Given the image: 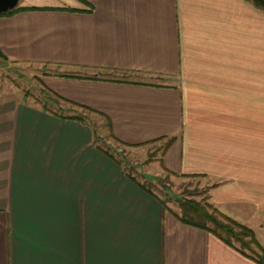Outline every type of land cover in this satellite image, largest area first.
Returning a JSON list of instances; mask_svg holds the SVG:
<instances>
[{"label":"crops","instance_id":"crops-1","mask_svg":"<svg viewBox=\"0 0 264 264\" xmlns=\"http://www.w3.org/2000/svg\"><path fill=\"white\" fill-rule=\"evenodd\" d=\"M28 5L41 8L0 14V73L3 61L44 66L33 74L48 99L0 77V264H262L179 218L155 178L101 149L97 124L118 143L154 146L148 172L202 176L206 201L252 228L261 251L264 10L250 0Z\"/></svg>","mask_w":264,"mask_h":264},{"label":"rangeland","instance_id":"rangeland-1","mask_svg":"<svg viewBox=\"0 0 264 264\" xmlns=\"http://www.w3.org/2000/svg\"><path fill=\"white\" fill-rule=\"evenodd\" d=\"M24 2L42 3V0H19L17 6H20ZM43 68L44 66H40L39 64H9L7 61H3L0 77L3 85L9 89H16L20 94H24V96H28V98L42 101L43 99H48V97L41 92L40 86L44 85L33 73L41 72ZM50 107L63 111L54 104H51ZM66 111H68V113L76 112V110ZM97 125L100 144L108 149L116 160L122 161L128 170L138 173V168L140 167L145 171L144 174H150L151 177L149 176V178H155V182H149L148 184L164 198L165 202H167L170 207L181 211L182 200L188 198H194L203 202L206 201L207 190L204 187L205 184L202 176L175 175L167 173L165 170L158 175L150 171L148 172V168H146L147 165L157 156V150L154 146L148 147V145H145L131 147L118 143L109 136L107 127H105L104 124L99 123ZM245 250L251 254H255L253 252L254 249L245 248ZM256 251L257 254L261 255V252L258 250Z\"/></svg>","mask_w":264,"mask_h":264},{"label":"trees","instance_id":"trees-1","mask_svg":"<svg viewBox=\"0 0 264 264\" xmlns=\"http://www.w3.org/2000/svg\"><path fill=\"white\" fill-rule=\"evenodd\" d=\"M250 1L264 10V0ZM29 8H41V6H15L9 10L0 12V14H11L18 10ZM101 149L108 153L111 157H114L108 152V150L103 148ZM177 215L185 222L211 229L225 242L246 254L249 253L245 250V248L254 249L253 252L255 254L252 255L264 264V248H260L262 251L261 255L257 254V249L254 248V246L260 247V243L255 236L254 230L246 224L241 223L222 212L211 202H203L194 198L183 199L181 202V211H179ZM261 251L259 250V252Z\"/></svg>","mask_w":264,"mask_h":264},{"label":"water","instance_id":"water-1","mask_svg":"<svg viewBox=\"0 0 264 264\" xmlns=\"http://www.w3.org/2000/svg\"><path fill=\"white\" fill-rule=\"evenodd\" d=\"M19 0H0V12L9 10L17 5Z\"/></svg>","mask_w":264,"mask_h":264}]
</instances>
